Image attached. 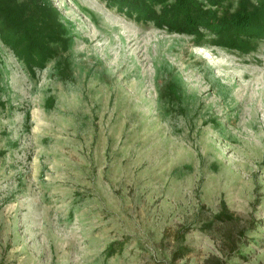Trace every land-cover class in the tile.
Instances as JSON below:
<instances>
[{
    "label": "rangeland",
    "instance_id": "374dc122",
    "mask_svg": "<svg viewBox=\"0 0 264 264\" xmlns=\"http://www.w3.org/2000/svg\"><path fill=\"white\" fill-rule=\"evenodd\" d=\"M49 1L44 68L0 43V264H264V35L204 24L260 0H191L189 34Z\"/></svg>",
    "mask_w": 264,
    "mask_h": 264
},
{
    "label": "trees",
    "instance_id": "16d2710c",
    "mask_svg": "<svg viewBox=\"0 0 264 264\" xmlns=\"http://www.w3.org/2000/svg\"><path fill=\"white\" fill-rule=\"evenodd\" d=\"M169 0H107V6L121 13H128L143 22H152L157 27L180 33H192L191 23L185 15L206 16L215 19L216 10H202L191 0H177L167 6ZM219 1V0H216ZM219 18V17H218ZM214 23L204 22L214 30L246 32L249 37L264 35V0L244 14L245 26H224L227 21L221 16ZM224 24V25H223ZM234 27V28H233ZM233 28V29H232ZM232 32V33H233ZM63 29L58 10L49 0H0V43L8 47L14 56L21 60L29 71L42 69L55 54L54 45L63 42ZM215 218L232 220L233 215L223 208ZM111 242L108 255L116 253L120 246ZM183 252L182 254H184ZM180 256V255H179Z\"/></svg>",
    "mask_w": 264,
    "mask_h": 264
}]
</instances>
